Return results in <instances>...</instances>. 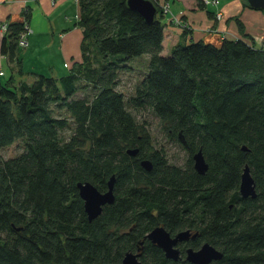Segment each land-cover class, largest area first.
Masks as SVG:
<instances>
[{
  "label": "trees",
  "instance_id": "16d2710c",
  "mask_svg": "<svg viewBox=\"0 0 264 264\" xmlns=\"http://www.w3.org/2000/svg\"><path fill=\"white\" fill-rule=\"evenodd\" d=\"M78 5L81 61L59 78L15 83L28 15L5 24L1 54L11 66L0 76V150L19 141L22 150L0 159V264H121L126 253L142 264H190L185 249L207 243L222 253L210 264H264V48L239 19L242 39L218 46L187 38L179 20L172 23L182 34L163 54L160 8L147 23L126 0ZM143 56V76L125 97L119 73ZM146 110L187 152L183 167L168 162L136 120ZM199 151L204 175L193 168ZM245 166L254 198L238 192ZM112 176L113 202L89 221L77 184L105 193ZM155 227L195 240L180 245L173 262L147 240Z\"/></svg>",
  "mask_w": 264,
  "mask_h": 264
},
{
  "label": "crops",
  "instance_id": "0c3cea01",
  "mask_svg": "<svg viewBox=\"0 0 264 264\" xmlns=\"http://www.w3.org/2000/svg\"><path fill=\"white\" fill-rule=\"evenodd\" d=\"M169 7L164 15L163 54L176 44L182 29L173 20H181L190 30L187 38L202 40L215 46L223 39H242L235 19H239L245 34L264 48V13L250 10L243 0H159ZM211 12L213 16H209ZM28 15L27 46L19 50L22 75L14 82L32 81L33 75L59 78L66 75L74 63L81 61L82 30L77 26L78 3L66 0H0V73L10 76L8 60L1 54L4 37L2 26L21 23ZM217 15L221 17L218 19ZM186 38V39H187Z\"/></svg>",
  "mask_w": 264,
  "mask_h": 264
},
{
  "label": "water",
  "instance_id": "95a60500",
  "mask_svg": "<svg viewBox=\"0 0 264 264\" xmlns=\"http://www.w3.org/2000/svg\"><path fill=\"white\" fill-rule=\"evenodd\" d=\"M247 4V7L250 10H256L264 13V0H244ZM127 7L137 13L142 19L147 23H152L155 16L157 15L158 8L155 6L152 0H126ZM181 143L184 144V141L180 138ZM243 151L247 149L242 147ZM127 154L130 156H135L137 150H127ZM193 168L199 175H204L207 170V164L204 161L202 153L199 151L192 155ZM140 165L146 171L150 170L152 165L149 161H142ZM114 176L110 178L107 183V191L105 193L98 192L95 187L89 183H79L77 184L78 195L83 201L84 211L87 215L89 221L97 218L102 210V207L109 205L113 202V187ZM240 185L238 192L243 198H254L256 192L254 191V181L250 176V171L248 167L243 168V173L240 178ZM196 234L191 235L189 231L180 232L173 237L166 232L165 229L161 227H155L153 230L146 236L147 240L151 244L157 246L162 252H164L165 258L171 261H177L180 258L181 250L179 245L188 242L189 240H195ZM222 258V253L214 249L211 245L204 244L200 248L192 250L191 248L185 249V258L184 261L189 262L190 264H210L213 261H219ZM121 264H142L139 261L138 253H126L122 259Z\"/></svg>",
  "mask_w": 264,
  "mask_h": 264
},
{
  "label": "rangeland",
  "instance_id": "374dc122",
  "mask_svg": "<svg viewBox=\"0 0 264 264\" xmlns=\"http://www.w3.org/2000/svg\"><path fill=\"white\" fill-rule=\"evenodd\" d=\"M153 3L157 4L155 5L157 8H159V0H152ZM165 3V2H163ZM161 3V5H163ZM158 5V6H157ZM166 18H164L163 22ZM264 37H261V42H264ZM147 60L146 56H143L141 59L136 60V62H132L129 64L133 68L126 71H121L118 76L119 80V87L118 91L121 92L125 97H129L134 92V87L138 83V81L141 79L142 74L144 73V70L146 69L145 61ZM79 94L78 96H80ZM81 97V96H80ZM136 117V120L138 122L145 121L146 127L145 129L149 131L152 141L154 143V147L158 149L159 147H162L164 151H166V156L168 162L171 164L183 167L186 163V160L188 158V154L186 151L182 149L181 146L178 144L173 143L172 141H167L165 139L164 130L161 128V124L158 119H155L153 115L148 111H140L136 114H134ZM21 142H16L15 144L4 148L0 150V159L5 160L8 158L15 157L20 154L21 152Z\"/></svg>",
  "mask_w": 264,
  "mask_h": 264
},
{
  "label": "built area",
  "instance_id": "2783aa9c",
  "mask_svg": "<svg viewBox=\"0 0 264 264\" xmlns=\"http://www.w3.org/2000/svg\"><path fill=\"white\" fill-rule=\"evenodd\" d=\"M66 1H72V2L78 3V0H66ZM51 2L53 4H55L57 2V0H51ZM159 8L161 9L163 15L164 14L165 15L168 14L169 7H168V5L166 3H163V5L160 4ZM220 17H221L220 15H217L218 19ZM173 22L179 23V20L176 19V20H173ZM1 29H2L3 32H5L6 26L3 25ZM29 33H30V29L28 28L27 25H25L24 26V31L18 37L17 45H18L19 48L23 49V48H25L27 46V36H28ZM1 75H2V73H0V76Z\"/></svg>",
  "mask_w": 264,
  "mask_h": 264
},
{
  "label": "flooded vegetation",
  "instance_id": "af4514ba",
  "mask_svg": "<svg viewBox=\"0 0 264 264\" xmlns=\"http://www.w3.org/2000/svg\"><path fill=\"white\" fill-rule=\"evenodd\" d=\"M180 246V245H179ZM180 249V248H179Z\"/></svg>",
  "mask_w": 264,
  "mask_h": 264
}]
</instances>
